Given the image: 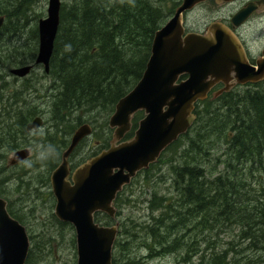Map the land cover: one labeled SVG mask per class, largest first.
<instances>
[{
    "label": "trees",
    "instance_id": "trees-1",
    "mask_svg": "<svg viewBox=\"0 0 264 264\" xmlns=\"http://www.w3.org/2000/svg\"><path fill=\"white\" fill-rule=\"evenodd\" d=\"M175 7L167 8V11L153 0H76L71 7L62 9L61 25L47 74L52 77L51 87L55 89L51 117L55 122L53 128L57 132V140L53 135H48V138L53 140L56 154L40 160L39 165L46 166L50 172L61 159L70 135L84 121H88L84 119H95L97 111H105L107 115L114 112L117 102L141 79L151 54L154 34L168 15L173 14ZM162 11L165 12L163 15ZM0 14L7 15L0 35L4 31L13 34L18 30L13 16L20 18L25 11L20 7L12 13L0 9ZM34 31L38 37L37 29ZM66 44L72 45L71 52L65 51ZM24 49L27 50L22 53L25 55L21 58L17 52L12 63L25 65L35 60L38 43ZM17 104L3 101L0 96V143L10 150L25 143L20 134H28L25 126L38 114L37 105L27 103L23 108ZM195 113L197 119L192 128L168 147L163 155L180 145L196 128L201 139L210 140L213 134L223 137L228 145L225 149V170L211 179L207 178L206 169L199 163L179 165L176 170L179 197L173 201L175 204L170 200L172 197L153 196L151 208L153 211L161 209L160 213L143 227V236L127 227L123 234L119 233L113 255L114 264H139L129 253L132 242L139 239L150 256L176 252L182 248L187 231L202 224L213 227L234 222L241 226V237L251 239L256 249L264 248V82L248 84L241 90L235 88L218 98L211 96L201 100L196 104ZM142 116V112L135 115L127 138L134 135ZM70 119L77 121L71 124ZM9 121L19 124V133L6 124ZM100 135L97 140L102 139L108 148L112 133ZM200 142V139H193L189 149L195 150ZM0 154H5L3 148ZM162 157L159 162L163 161ZM154 167L156 164L145 172L149 173ZM248 172L252 176L255 172L262 175L258 188L248 190L245 179ZM1 173L8 180L3 167H0ZM5 182L0 179L2 196L7 193ZM45 182L47 185L49 178ZM9 209L14 217L24 223L11 206ZM191 222L192 227L189 226ZM120 234L126 238L120 237ZM191 245L193 242L187 246ZM183 251L180 250V257L185 264H228L222 251L215 256L204 255L196 263H191L187 249Z\"/></svg>",
    "mask_w": 264,
    "mask_h": 264
},
{
    "label": "water",
    "instance_id": "water-1",
    "mask_svg": "<svg viewBox=\"0 0 264 264\" xmlns=\"http://www.w3.org/2000/svg\"><path fill=\"white\" fill-rule=\"evenodd\" d=\"M208 0H183L174 15L155 32L146 69L133 87L115 106L109 120L114 129L111 146L87 160L72 173L69 158L79 143L93 132L90 123L81 124L63 152L62 162L53 171L51 183L57 199L55 215L75 227L77 264H114L113 251L119 223L101 225L95 214L116 218L115 201L143 170L156 163L163 152L187 133L197 119L196 103L213 91L218 98L237 85L264 81V49L255 64L234 29L255 10L250 4L233 15L230 27L213 21L205 32H186L184 14ZM235 0H218L232 2ZM62 0H49L46 18L39 20V50L36 64L50 71L55 40L61 22ZM5 16L0 15V29ZM34 65L13 68L19 77L27 76ZM186 76L185 79H181ZM145 116L133 138L123 141L132 129L137 112ZM43 120L36 117L28 130ZM12 164L30 156L28 148L14 154ZM7 200L0 197V264H26L30 251L27 228L11 215Z\"/></svg>",
    "mask_w": 264,
    "mask_h": 264
},
{
    "label": "rangeland",
    "instance_id": "rangeland-1",
    "mask_svg": "<svg viewBox=\"0 0 264 264\" xmlns=\"http://www.w3.org/2000/svg\"><path fill=\"white\" fill-rule=\"evenodd\" d=\"M63 1L65 3L64 7L69 8L76 0ZM153 1L157 6L167 9L175 7L178 0H161L164 4L160 0ZM48 4L49 0H0V9L2 10L12 13L17 7H20L25 11V15L20 18L13 16V21L16 22L18 28L16 32L11 34L4 31L0 35V96H2L3 101L18 103L17 106L23 108L27 106V103L37 105L38 114L36 117L41 116L43 118V125L29 132L23 139L26 146L32 149L31 157L16 167L8 168V162L14 151H11L8 146L7 148L2 147L3 145L0 143V149L3 148L5 151V154H0V167H3L4 176L8 178L7 185L5 182L7 190L5 196L11 202L13 210L23 220L31 236L28 264H77L78 253L75 229L71 224L62 225L55 216L56 202L53 196L48 193V191H52L51 184L48 182L46 186H39L40 189L36 186L42 180L46 181V178H49L51 174H49L46 166L39 165L41 146L49 144L54 146L53 140H50L51 137L48 138V135H53L57 140V132L53 128L55 122L51 117L52 96L55 93V89L51 87L52 77L47 76L43 67L39 65L27 77H17L11 72L12 68L22 66V64L12 63L13 56L19 53L22 58L25 55L22 54L23 51H27L24 49L25 47H31L38 43L39 34L36 37L34 30L38 29L39 20L47 17ZM236 8L237 5H219L214 1H209L197 6L192 12L188 13V25H190V28L195 25L196 28L202 29L221 18L228 22ZM169 16L171 17L172 14ZM258 25L254 24L248 29H242V34L254 58L261 55L264 47V21L260 23L258 29H254ZM33 62L29 61L28 63ZM243 88L245 86L238 87L239 90ZM102 112L97 111L94 114L95 119H84L94 125L96 133L88 138V143H85L76 152L73 158L75 162L87 155L90 149L93 148L95 140L101 136L100 133L103 136H107L109 132L113 133V130L109 127V118L113 112L108 115L105 111ZM84 116L88 115L84 114ZM15 118L16 116L13 120ZM1 120L4 121L5 119ZM70 121L71 124H75L77 119H70ZM6 124L15 133H19V124L12 121L6 122ZM10 128L6 129L10 130ZM195 129L190 131V136L185 137L180 145L167 151L162 157V162H158L156 167L149 173H140L133 183L124 190L117 204L120 214L118 213L116 219H108L110 224L119 222V233L123 234V230L127 227L137 231L140 236L144 235L143 227L152 222L153 216H157L161 211V209L153 211L151 208L150 202L156 194L167 198L172 197L170 199L172 202L176 200L179 196L176 182V170L179 165L187 162L199 163L206 169L207 178L211 179L225 170L224 162L227 158L225 149L228 145L223 137L220 138L219 135L213 134L210 140L201 139ZM20 137L23 136L20 134ZM193 139L197 141L200 139L201 142L195 150L191 151L189 148ZM19 172H24L19 177L23 180L15 177L16 173ZM261 178L260 172H255L254 176L248 172L245 176L248 190L258 188ZM0 179L7 181L2 173ZM37 189L38 193L36 192ZM38 194L40 195L37 196ZM192 228L190 232L187 231L183 238L184 244L182 248L180 247L181 251L186 249L189 251L191 263L198 262L204 255L207 257L215 256L220 251L225 250L223 253L226 254L228 264H264V248L256 249L251 239L241 237V226L238 224L225 222L224 225L216 224L210 227V224H207V226L202 224ZM120 237L126 238L125 235L121 236V234ZM190 242H193V245L187 246ZM222 246L224 247L222 248ZM227 248H229L228 251ZM180 250L161 256H150L148 249L141 244L139 239L132 242L129 253H132V257L139 264H185L180 258Z\"/></svg>",
    "mask_w": 264,
    "mask_h": 264
},
{
    "label": "flooded vegetation",
    "instance_id": "flooded-vegetation-1",
    "mask_svg": "<svg viewBox=\"0 0 264 264\" xmlns=\"http://www.w3.org/2000/svg\"><path fill=\"white\" fill-rule=\"evenodd\" d=\"M181 1H182V0H181ZM181 1H180V0L177 1V2H178V5H177V6L180 5ZM211 1H214V2H216V3L219 4L218 0H211ZM208 2H209V1H208ZM205 3H207V2L201 3L200 5H203V4H205ZM250 4L255 5V10L250 14V16H249V18L247 19L246 22H244L241 26L237 27V28L234 29V30H235V32L237 33V35L239 36V38L241 39L243 45L245 46V49H246V51H247V54H248V56H249L251 62L254 64L257 58H254V57L251 55V52H250V50H249V48H248V46H247L246 40H245V38H244V36H243V34H242V29H246V28L248 29L249 27H252L254 24H259L257 27H254V29H258V28H259L260 23H261L262 21H264V0H235V1H232V2H222V3H220L219 5H232V6H236V5H237L236 11L234 12V14H235L237 11H239V10L242 9L243 7H247V6L250 5ZM200 5H198V6H200ZM191 12H192V11H191ZM188 13H190V12H188ZM188 13H187L186 16L184 17V19H185L186 32H189V31L204 32V31L206 30V28H207L208 25H206V26H205L204 28H202V29L196 28L195 25H192L191 28H190V25H188V21H187V15H188ZM234 14H232L231 18L233 17ZM231 18L229 19L228 22H227V20H224L223 18H221V19H219V20H221V21H225L230 27H233V25H232V23H231ZM222 87H223L222 85H219V86L216 87V89H220V88H222ZM27 126H28V123H27V125L25 126V129L27 130V133L29 134V132H31V131H28ZM32 131H34V130H32ZM19 132H20V130H19ZM22 136L24 137V136H26V135L23 134ZM85 143H86V141H84V144H85ZM84 144H83L82 146H84ZM25 146H26V143L23 144L22 147L25 148ZM20 148H21V147H20ZM88 148H89V147H88ZM106 148H107V147H106V144L102 141V139H101V140H96L95 143H94V145H93V148L90 149V151L87 153V154H88V157H86V158H89V157H91V156L97 154V153H98V150H99V151H102V150H105ZM30 149H31V148H30ZM31 151H32V149H31ZM14 153H15V152H13V154H14ZM31 153H32V152H31ZM13 159H14V158H12L11 160H9V162H8V168L16 167V166L22 164V162H21V163H18V164H10V163H12ZM83 160L85 161V159H83ZM83 160L80 161L79 164H81L82 162H84ZM23 162H24V161H23ZM79 164H78V165H79ZM76 167H77V166H75V162H74V160H72V161H71V170H72V172H71V176L69 177L70 180H72V173H73V171L76 169ZM22 173H24V172H22ZM22 173H21V172L16 173V176H15V177H18V179H20L19 177L22 175ZM20 174H21V175H20ZM20 180H23V179H20ZM27 182H30V181H27ZM7 183H8V181L6 182V185H7ZM36 186L38 187V189H40L39 186H40V187H43V186H46V184H44V181L42 180L40 183H37ZM38 189H37V191H36L37 193L39 192ZM48 193L52 196V192H51V191H48ZM39 195H40V194H38L37 196H39ZM54 199H55V198H54ZM7 202H8V207H9V203H10V201H9L8 199H7ZM104 216H105V215L102 214V213H97V214H96V218L100 221L101 224H106V222L103 221V217H104ZM180 258H181V257H180Z\"/></svg>",
    "mask_w": 264,
    "mask_h": 264
},
{
    "label": "clouds",
    "instance_id": "clouds-1",
    "mask_svg": "<svg viewBox=\"0 0 264 264\" xmlns=\"http://www.w3.org/2000/svg\"><path fill=\"white\" fill-rule=\"evenodd\" d=\"M65 51L71 52L72 51V45L66 44L65 45ZM56 154V148L49 144L47 146H41V150L39 151V158L41 160L49 159L53 157Z\"/></svg>",
    "mask_w": 264,
    "mask_h": 264
},
{
    "label": "bare ground",
    "instance_id": "bare-ground-1",
    "mask_svg": "<svg viewBox=\"0 0 264 264\" xmlns=\"http://www.w3.org/2000/svg\"><path fill=\"white\" fill-rule=\"evenodd\" d=\"M160 1H161V0H160ZM165 1H167V0H165ZM161 2L163 3V1H161ZM160 4H161V3H160ZM163 4H164V3H163ZM162 6H163V5H162ZM173 7H174V6H173ZM162 8H163V7H162ZM162 10H163V9H162ZM171 11H172V10H171ZM171 11H170V12H171ZM163 13H165V12L162 11V15H163ZM166 14H167V13H166ZM168 14H169V13H168ZM171 14H172V13H171ZM165 16H167V15H165ZM161 22H162V21H161ZM2 83H3V82H2ZM1 89H2V88H1ZM214 164H215V163H214ZM211 166H212V165H211ZM216 169H217V168H216ZM209 170H210V168H209ZM209 170H208V171H209ZM216 173H217V172H216ZM212 175H213V174H212ZM178 197H179V196H178ZM174 202H175V200H174ZM174 202H173V203H174ZM178 203H179V202H178ZM174 204H175V203H174ZM174 204H173V205H174ZM201 216H202V215H201ZM187 219H189V218H187ZM180 220H181V218H180ZM189 226L192 227V222L189 224ZM222 244H223V243H222ZM227 245H228V244H227ZM223 247H224V246H222V248H223ZM232 248H233V247H232ZM228 249H229V248H227V251H228ZM233 249H234V248H233ZM224 251H225V250H224ZM224 251H223V252H224ZM231 251H232V250H231ZM231 251H230V253H231ZM234 251H235V250H234ZM237 252H238V251H237ZM166 254H169V253H166ZM193 254H194V253H193ZM192 256H193V255H192ZM199 257H200V256H199ZM194 259H195V258H194Z\"/></svg>",
    "mask_w": 264,
    "mask_h": 264
}]
</instances>
